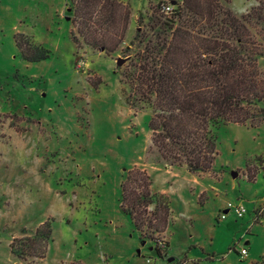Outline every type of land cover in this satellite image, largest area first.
<instances>
[{
    "label": "rangeland",
    "instance_id": "374dc122",
    "mask_svg": "<svg viewBox=\"0 0 264 264\" xmlns=\"http://www.w3.org/2000/svg\"><path fill=\"white\" fill-rule=\"evenodd\" d=\"M122 1L132 9L126 38L118 50L106 52L75 43L71 0H0V264H250L252 257L264 262V224L252 226L250 212L239 217L231 211L220 219L223 205L249 210L252 200L264 196V122L215 130L219 154L212 170L224 174L217 183L222 195L197 209L180 191L167 232H156L162 224L150 214L153 226H144L143 238L121 209L129 169L171 164L152 145L151 110L132 104L139 96L126 74L140 49L135 37H151V19L171 16L165 5H184ZM220 1L239 16L261 11L250 31L264 44V0ZM18 33L50 49V56L26 60ZM247 165L250 174L258 171L257 181L232 178L233 170ZM155 209L156 204L149 207ZM49 219L53 241L45 256H16L13 240L33 236ZM167 239L166 256H159L155 245ZM240 246L251 256L242 259Z\"/></svg>",
    "mask_w": 264,
    "mask_h": 264
},
{
    "label": "trees",
    "instance_id": "16d2710c",
    "mask_svg": "<svg viewBox=\"0 0 264 264\" xmlns=\"http://www.w3.org/2000/svg\"><path fill=\"white\" fill-rule=\"evenodd\" d=\"M183 1L164 21L151 19V37L148 32L137 34L140 49L134 58L130 56L133 69L126 77L139 96L132 104L152 111V145L161 157L171 164H185L194 173L208 172L219 154L217 128L230 123L257 127L264 122V44L250 31L252 20H260L262 12L254 8L239 16L220 0ZM71 2L75 43L106 52L121 47L131 20L130 5L122 0ZM16 42L29 62L51 54L24 33L16 35ZM152 185L151 175L140 167L129 169L122 182L121 209L132 217L143 238L144 226H153L150 214L162 224L156 232L166 231L172 216L170 197L154 192ZM153 204L156 209L151 212ZM52 241L49 219L33 236L15 238L11 250L22 259L42 258ZM169 244L155 245L159 256H166Z\"/></svg>",
    "mask_w": 264,
    "mask_h": 264
},
{
    "label": "crops",
    "instance_id": "0c3cea01",
    "mask_svg": "<svg viewBox=\"0 0 264 264\" xmlns=\"http://www.w3.org/2000/svg\"><path fill=\"white\" fill-rule=\"evenodd\" d=\"M152 112V111H151ZM152 138V131H151V137ZM136 163H132V166H135ZM138 166H141V163H137ZM134 168V167H133ZM143 169H145L152 177L153 179V185H152V190L156 193L160 194H166L170 197L172 201V216L174 214V205L175 202L177 201L179 197L180 191L182 192V195L184 196V199H188L187 202L189 204H192L193 207H196L197 209L203 206L204 204L210 202L211 197H220L222 195L219 186L217 183L221 182L222 179L221 177L224 176L223 173H215L214 170H210L208 172H191L187 165H166L162 167V165H157V166H143ZM264 168V163L263 167ZM238 174L234 178H239V177H244L249 180H255L257 181V172L250 174L249 167L247 165L246 168L238 167L235 170ZM234 170L232 171V173ZM213 176L216 175V178L213 182L207 183L205 181V178L208 176ZM233 190H237L236 183L232 185ZM189 192L192 194L190 195ZM205 194V200L203 202L200 201L201 195ZM211 196H210V195ZM186 195V196H185ZM244 201V200H243ZM243 203V202H242ZM250 203V202H249ZM260 205H264V196L260 199H254L251 201L249 205V210L247 213L250 212L249 215V220L252 219L254 216V209L255 207H258ZM218 209H221V207L215 206ZM223 207L227 208L225 205ZM226 210V209H225ZM224 210V211H225ZM168 231V228L165 232ZM168 240V239H167ZM169 241V240H168ZM250 240H247L245 244H249ZM251 256V252H249L248 249V255L242 259H246L248 256ZM257 259L252 257L251 261L249 262L250 264L255 263V264H260L262 262L256 261ZM264 263V262H263Z\"/></svg>",
    "mask_w": 264,
    "mask_h": 264
},
{
    "label": "built area",
    "instance_id": "2783aa9c",
    "mask_svg": "<svg viewBox=\"0 0 264 264\" xmlns=\"http://www.w3.org/2000/svg\"><path fill=\"white\" fill-rule=\"evenodd\" d=\"M162 9L166 13H170V12L172 13L174 7H172L171 5H165L164 7H162ZM231 211L236 213L239 217H244V216H246L248 209L245 206H243L242 204L235 205V204L229 202L227 209L225 210L224 213L221 214L220 219L227 218V214ZM251 224H252V226L255 224H264V205H260L258 207H255L254 216L251 219ZM238 251H239V254L241 255V257H243V258H245L248 255V249L246 246H240Z\"/></svg>",
    "mask_w": 264,
    "mask_h": 264
},
{
    "label": "water",
    "instance_id": "95a60500",
    "mask_svg": "<svg viewBox=\"0 0 264 264\" xmlns=\"http://www.w3.org/2000/svg\"><path fill=\"white\" fill-rule=\"evenodd\" d=\"M119 63H122V61H119ZM232 174H233L234 177H236L238 173H237L236 171H234ZM174 259H175V257H169V258H168V260H169L170 262L174 261Z\"/></svg>",
    "mask_w": 264,
    "mask_h": 264
}]
</instances>
